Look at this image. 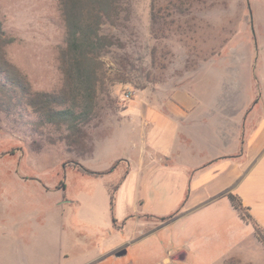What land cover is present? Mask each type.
Masks as SVG:
<instances>
[{
  "label": "rangeland",
  "instance_id": "obj_1",
  "mask_svg": "<svg viewBox=\"0 0 264 264\" xmlns=\"http://www.w3.org/2000/svg\"><path fill=\"white\" fill-rule=\"evenodd\" d=\"M0 11L3 29L16 39L6 49L8 60L35 91L59 92L66 37L59 0H0ZM101 33L120 45L102 58L98 106L87 127L92 153H71L60 140L64 133L35 128L31 110L0 113V264H81L86 249L103 252L100 264H149L171 249L174 257L188 255L174 264H264L263 245L228 196L199 209L173 197L162 208L154 198V167L141 176L143 206L134 202L132 182L125 189L133 192L119 193L114 210L108 191L123 183L130 163L138 166L142 100H166L178 90L199 101L216 99L220 84L233 83L229 95L241 82L247 88L240 98L250 108L255 91L249 86L259 85L262 74L264 0H128L117 24L103 25ZM183 136L174 146L181 158L162 173L188 174V164L210 157L207 145L197 140L188 147ZM122 205L156 219L131 213L114 226ZM122 251L127 255L117 257Z\"/></svg>",
  "mask_w": 264,
  "mask_h": 264
},
{
  "label": "crops",
  "instance_id": "obj_2",
  "mask_svg": "<svg viewBox=\"0 0 264 264\" xmlns=\"http://www.w3.org/2000/svg\"><path fill=\"white\" fill-rule=\"evenodd\" d=\"M264 49V48H263ZM257 54L259 71V85H248L252 89L255 99L249 106L243 104L239 92L247 88L243 83L236 82L234 93L226 95L232 89L226 82L219 85L221 93L216 99L197 100L189 92L176 91L171 98L156 100L151 103L145 99L140 102L138 120L143 128L139 134L141 146L138 151V166L130 163L129 173L116 196L126 191L131 193L133 188L125 189L126 184L136 187L134 202L144 205L143 193L140 191L143 172L157 169L155 201L164 208L170 198L175 202L186 199L188 208L199 209L221 197L234 194L239 196L243 204L250 208L255 221L264 229V50ZM249 61L255 66L254 56ZM236 66L245 64L235 61ZM250 64V63H249ZM261 91V92H260ZM205 102V103H204ZM204 103V104H203ZM134 130V129H133ZM138 131V127L135 129ZM183 133L188 147L194 146L196 141L207 145L210 157L201 159L197 164L189 165L188 174L174 175L162 173L160 169L169 167L175 160H179L180 150H175L176 137ZM184 148H182L183 150ZM173 165V164H172ZM140 173V178L137 174ZM137 181V184L134 185ZM139 182V184H138ZM175 184L178 188L172 190ZM174 185V186H175ZM173 186V187H174ZM128 188V187H127ZM125 191V192H124ZM125 197V196H124ZM164 202V203H163ZM116 206V205H115ZM124 208L119 211L120 217L114 219V226L120 220L127 219L131 213L136 219L153 221V215L141 216L138 207ZM146 208V207H145ZM187 208V209H188ZM157 215H164L159 212ZM121 249V248H118ZM84 252L85 261L81 264H100L103 252L91 253L90 249ZM111 249L110 253H117ZM126 255H127V251ZM109 253V254H110ZM175 249L164 252L163 256L149 264H174ZM125 256V255H124ZM188 255H186L187 257ZM123 257V256H122ZM185 257V258H186Z\"/></svg>",
  "mask_w": 264,
  "mask_h": 264
},
{
  "label": "trees",
  "instance_id": "obj_3",
  "mask_svg": "<svg viewBox=\"0 0 264 264\" xmlns=\"http://www.w3.org/2000/svg\"><path fill=\"white\" fill-rule=\"evenodd\" d=\"M59 4L66 26L65 47L60 55L64 84L59 92L35 91L28 77L8 60L6 49L16 39L6 33L0 20V113L31 110L36 120L30 123L35 128L51 126L64 133L60 140L71 153L83 156L94 151L87 127L98 106L102 58L112 47L120 45L119 40L102 35V27L117 24L128 0H59ZM79 169L100 175L81 165ZM120 186L108 187L112 210ZM228 198L242 221L253 227L256 239L264 247V229L252 217L250 208L237 195L231 193Z\"/></svg>",
  "mask_w": 264,
  "mask_h": 264
},
{
  "label": "water",
  "instance_id": "obj_4",
  "mask_svg": "<svg viewBox=\"0 0 264 264\" xmlns=\"http://www.w3.org/2000/svg\"><path fill=\"white\" fill-rule=\"evenodd\" d=\"M124 255H126V252L122 251L117 255V257H122ZM185 257H186V253L182 252V253H179L177 256L173 257V261H183L185 260Z\"/></svg>",
  "mask_w": 264,
  "mask_h": 264
}]
</instances>
